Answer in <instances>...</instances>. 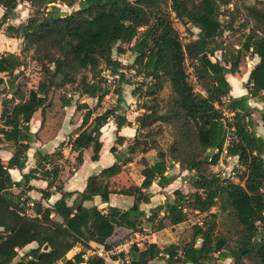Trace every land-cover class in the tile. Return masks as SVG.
Returning <instances> with one entry per match:
<instances>
[{
	"label": "trees",
	"instance_id": "16d2710c",
	"mask_svg": "<svg viewBox=\"0 0 264 264\" xmlns=\"http://www.w3.org/2000/svg\"><path fill=\"white\" fill-rule=\"evenodd\" d=\"M58 1L77 4V8L64 12L56 5ZM21 2L30 3L34 14L4 29L6 36L21 40L19 52L0 53V85L8 77L11 90V96L1 100L0 145L12 147L5 165L0 159V264H105L96 255L85 259L79 253L67 258L66 253L77 244L88 249L90 242L111 250L141 231L144 222L156 220L154 229L161 230L185 222L190 214L201 220L191 224L189 237L183 241L165 247L147 242L143 248L132 243L127 258L119 252L112 259H121V264H208L226 259L231 264H264V138L255 131L249 104L250 98L264 101V0L243 5L249 29L240 50L214 61L211 56L218 49L217 37L224 31L220 7L232 0H0V26ZM238 11L235 4L228 28ZM174 18L196 27V38L182 42ZM115 47L119 54L129 50L135 55V71L143 80L134 94L151 97L133 122L118 113L124 101L120 90L113 107L95 113L109 92L95 75L102 69L118 81L124 78L123 64L112 56ZM242 52L256 56L257 62L248 72L246 94L235 97L230 94L226 74L239 71ZM27 56L40 67L35 89L19 80ZM187 61L200 92L188 80ZM165 84L169 94L159 99L157 94ZM66 86L96 100L93 107L75 103L84 113L78 132L67 142L76 153L74 168L83 163L86 149H90L92 161L99 159L101 129L108 120L113 118L117 130L135 127L128 154H119L111 146L115 161L89 175L71 204L67 201L74 192L63 191L59 180L61 163L66 161L64 142L51 153L37 150L35 166L19 180L9 173L10 168H24L27 151L37 139L38 131L30 130L34 113L40 111L41 129L46 106L51 103L49 96ZM59 100L63 108L72 105L70 96L60 95ZM163 125L170 128L171 140L166 150H158L154 161L143 165L141 182L116 184L115 178L134 154L157 147L156 137ZM124 140L117 135L115 142L122 145ZM222 154L236 159L237 181L210 169ZM173 163L191 173L188 180L193 191L186 194L177 188L172 200L155 205L147 214L140 204L150 202L153 183L161 188L172 183L175 176L167 172ZM37 178L47 181V189L40 190L42 198L49 197L51 188L61 191L50 207L27 195L34 188L30 180ZM111 194L131 196L133 203L125 210L83 204L94 196L107 203ZM220 215L224 228L219 226ZM117 228L125 232L118 234ZM31 243L35 246L19 254Z\"/></svg>",
	"mask_w": 264,
	"mask_h": 264
},
{
	"label": "rangeland",
	"instance_id": "374dc122",
	"mask_svg": "<svg viewBox=\"0 0 264 264\" xmlns=\"http://www.w3.org/2000/svg\"><path fill=\"white\" fill-rule=\"evenodd\" d=\"M255 2V0H232V3L227 6L220 7V15L219 19L224 27V31L220 36L217 37L218 49L213 53L211 59L220 60L222 56L229 57L232 53H236L239 51L241 45L245 40V36L248 33V26H245L246 23V14L243 5L251 4ZM235 4L238 6L239 11L236 13L237 18L232 23V26L228 28L227 26L230 23L231 15L235 12ZM57 6L61 8L64 12H69L72 9L77 8V4L73 6H68L67 1H58L56 3ZM35 8L30 3H19L16 6V9L10 13L9 18L5 20V24L0 26V53L1 51H10L15 50L14 52H19L20 45L19 43H15V41H6L4 39L3 34L5 26L7 24H17V22L25 21L29 16L34 14ZM3 8L0 7V17L2 15ZM173 17V14H172ZM174 26L178 29L182 42H187L191 38H196L198 29L190 24L182 23L177 19H173ZM127 46V45H124ZM113 58L118 59L123 67L121 71L124 74V78L122 81H118V77H114L109 75L108 71L102 70L98 74L95 75V79L98 80L102 85L108 88L109 92L104 96L101 106L96 109L95 113H102L107 108L113 107L116 104L117 100V92L120 90L123 98V102L120 105V109L118 113H123L128 120L134 121L135 116L143 112V105L149 104L151 97H146L142 94L135 93L134 90L141 86V82L143 80L140 74H137L135 71V55L127 50L123 54L117 53L116 47L113 49ZM25 64L21 68L22 74L19 77V80L25 82L29 88H36L37 83L40 78V67L36 64L30 57H26ZM257 62V57L253 56L249 52H242L240 63H239V71L234 74H226L227 80L231 83V95L238 97L240 95L246 94V89L244 88V84L246 82L248 72L253 67V65ZM187 72L189 73V82L194 87L195 91L200 92L201 87L195 80L192 75V67L191 62H186ZM89 76L91 74L88 73ZM4 76V75H3ZM5 82L0 85V111H1V100L7 96L10 97L11 90L9 89L10 79L8 77H4ZM169 94V86L165 84L164 88L158 92L157 96L159 99H166ZM70 96L72 98V105L69 107L63 108L61 106V102L59 100V96ZM49 102L52 105L46 106L45 113V121L44 125L41 129L38 130L37 139L39 140H47L50 139L52 135H54L58 128L61 126L63 120L66 123H70L71 128L69 129V133H67L68 137L73 133V126L76 124H80L81 117L84 113V109H76L75 103L86 102L90 107H93L96 103V100L87 96H80L75 90L73 86H66L64 89L55 90L52 95L49 96ZM249 104L252 106V118L255 122V131L260 134L264 138V101L255 100L253 98L249 99ZM94 115V114H93ZM34 123L37 125L41 121L40 111H36L33 115ZM52 117V118H50ZM113 123V118L108 120V122L102 127L104 133L106 134L104 139L105 142H111V139L115 137L112 134L110 126ZM68 125V124H66ZM103 138V137H102ZM68 138H65L64 143H66ZM157 139V147L154 149H150L145 153H136L132 156V161L124 166V172L118 175L115 178V183L119 185H128L132 182H137L140 180V170L143 168L145 163H151L157 158V152L159 149L166 150L170 140V128L167 125H163L162 133L156 137ZM133 143V137L129 140L123 142L122 145H119L113 141V145L116 147V150L119 154L126 155L128 154V145ZM68 143L65 144L64 147V156L66 159L64 164L65 175L70 174L71 168L74 166V154L72 155V160H69L71 152H68L66 149ZM34 147V145H32ZM236 160L234 158L224 157L222 154L219 162L216 165L210 167L213 172H217L222 176H226L233 181H237L236 171L234 168L236 167ZM83 169L81 170V172ZM168 174H172L175 176V185H169L170 187L156 191L157 199H154L150 204L156 203L158 200H172L173 193L172 190L175 186H178L184 193H190L193 191L188 177L190 176V172L186 170H181L177 163L171 164L168 169ZM174 180V181H175ZM174 186V187H173ZM158 203V202H157ZM146 210L148 207H144ZM216 211V208L212 209ZM54 219V218H53ZM55 220V219H54ZM201 220V216L190 214L188 220L183 223L177 225H166L165 228L161 230H155L154 224L156 220L151 224L144 222L143 229L132 236L126 237L121 243H127L124 247L118 246L112 249L105 258L112 259L113 255H117L119 252L128 250L129 247L133 244H137L140 248H143L147 242H154L160 247H165L173 242H180L189 237L190 226L194 222H198ZM219 226L224 228L225 224L223 223V216L220 215L219 218ZM57 221V220H56ZM59 222V221H58ZM35 246V244L33 245ZM84 250V249H83ZM87 249H85L86 252ZM23 251L19 250V254ZM106 261V260H105ZM121 259H116L114 263L107 264H121ZM208 264H231L230 259L226 260H212Z\"/></svg>",
	"mask_w": 264,
	"mask_h": 264
},
{
	"label": "crops",
	"instance_id": "0c3cea01",
	"mask_svg": "<svg viewBox=\"0 0 264 264\" xmlns=\"http://www.w3.org/2000/svg\"><path fill=\"white\" fill-rule=\"evenodd\" d=\"M22 3L26 4L27 2H22ZM21 22H23V21L17 22V24H14L12 22V24L18 25ZM3 37H4V39H6V41H10V42L15 41V43H20V41H21L20 39H17V38L8 37L5 34H3ZM0 41H2V40H0ZM10 51L14 52L15 50H10ZM1 52H4V51H1ZM66 124H68V125H66ZM66 124H65V121L63 120L61 126L58 128L55 135L50 137V139H47V140L35 139V141H33L31 143V146L27 151V161L25 163L24 168L21 170H19L17 168H10L9 169L10 176L12 177L13 180H15V181L19 180L23 173H27L31 168H33L35 166V162L37 159V155H36L37 150H41L44 153H51L57 148V146L59 145L60 142L65 141V138H68V139H67L66 143H64V145L67 144V142L70 138H73L76 135V133L78 132L79 124H76L75 126H73V133L69 137H68L67 133H69V131H70L69 129H72L71 128L72 124H70V123H66ZM39 128H40V122L36 125L34 123V117H32L31 121H30V130L33 133H36ZM110 129H111L110 132H112V134L114 133L113 135H115V137L113 139H111V142H107V143L105 142V139H104L106 134L104 133V130L101 129V131H102V134H101L102 147L100 149L99 159L97 161H92L90 159L91 151H90V149H86L83 151V163L77 168H74V167L71 168L72 172L70 174L65 175V171L63 168L65 162L61 163L62 164V170H61V173L59 175V180H60V183L62 185V190L74 192L73 195L71 196V198L68 199V201H67L68 204L72 203V200L76 196L77 192H80L84 189V187L86 185L87 177L89 175L98 173L101 169L111 165L115 161L114 156L109 151V149L113 145V141L116 139L117 135L123 136L125 138V140H124V142H125L126 140H129L130 138H132L135 134V127L134 126H131V127L130 126H124L120 130H117L115 127V124L113 122L110 126ZM32 145H34V147ZM66 149L68 150V152H71L69 145H67ZM64 151H65L64 147H62L63 155H65ZM71 153L72 154H70L69 160L73 159L72 158L73 154L76 155L75 152H71ZM11 155H12V147H10L9 144H1L0 145V159L4 165L7 163L8 159L11 157ZM64 158H65V160L68 159L66 156H64ZM74 162H75V156H74ZM82 169H83V171L81 172ZM174 180L172 181V183L169 184L170 186L175 185L176 180L175 181ZM140 182H141V178L136 183L139 184ZM29 184H31L34 188L31 189L30 191H28L27 195L32 200L40 201L44 206L50 207L61 196V191H55V190H53V188H51L50 189L51 193H50L49 197L48 198H42L40 190H46L47 189V181H45L43 179H40V178L31 179ZM169 185H167L164 188H161V187L157 186L155 183H153L152 186L149 188V190L153 194L151 199H150V202L146 203V204L141 203L140 207L142 209H144L146 211V213L148 214L150 208H152L155 205L164 201V200H161V201L158 200L157 201L158 203L156 202L153 205L150 204L152 201H154V199H157L156 194H159V193H156V191L166 189V188L170 187ZM177 188H179V187L175 186L173 188V190H175ZM173 190H172V192H173ZM13 191L17 192L18 189L13 188ZM132 203H133V198L131 196L111 194L109 196V201L107 203L101 202V199L99 196H94L92 200L84 201L83 204L87 207H90L92 205H96L100 209L105 208L107 205H112V206L119 207L122 210H125L128 207H130L132 205ZM144 207H148L147 210ZM51 217L57 221H60V218L58 216H56L55 214H51ZM115 232L118 234L119 233L121 234V233H124L125 230L122 228H117L115 230ZM133 234L136 235V233H133ZM130 236H132V235H130ZM126 244H127L126 242L123 244L120 242L115 247H118L120 245L124 247ZM33 245H34V243H31L30 245L26 246L22 251L24 252L26 249L32 247ZM97 245L98 244H96V243L90 242V246H97ZM106 251L109 253L112 251V249L106 250ZM122 252L125 253V257L127 258L128 250H125ZM67 257L70 258L69 255H67ZM104 260H106L105 264H107L109 262L110 263L116 262V259H110V258L106 259L105 257H104ZM55 264H62V262L58 261Z\"/></svg>",
	"mask_w": 264,
	"mask_h": 264
},
{
	"label": "built area",
	"instance_id": "2783aa9c",
	"mask_svg": "<svg viewBox=\"0 0 264 264\" xmlns=\"http://www.w3.org/2000/svg\"><path fill=\"white\" fill-rule=\"evenodd\" d=\"M79 253H83L82 256H84V258L86 259L89 255H96V256L104 258L108 252L101 245L90 246V248H88L85 252V250H83V248L77 244V245L73 246L66 253V257H67V255H69L70 258H72L75 254H79Z\"/></svg>",
	"mask_w": 264,
	"mask_h": 264
}]
</instances>
